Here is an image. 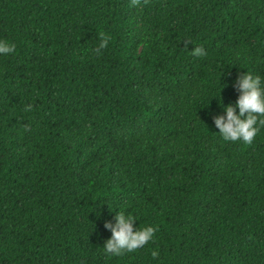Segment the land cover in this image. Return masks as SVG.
<instances>
[{
	"label": "trees",
	"instance_id": "1",
	"mask_svg": "<svg viewBox=\"0 0 264 264\" xmlns=\"http://www.w3.org/2000/svg\"><path fill=\"white\" fill-rule=\"evenodd\" d=\"M0 39V264H264V125L211 118L264 81V0H0ZM119 210L156 231L106 254Z\"/></svg>",
	"mask_w": 264,
	"mask_h": 264
},
{
	"label": "clouds",
	"instance_id": "2",
	"mask_svg": "<svg viewBox=\"0 0 264 264\" xmlns=\"http://www.w3.org/2000/svg\"><path fill=\"white\" fill-rule=\"evenodd\" d=\"M100 36L97 51L108 44V37L103 33ZM14 49V43L0 39V55L11 53ZM191 51L195 56L204 55V49L199 45ZM232 87L238 92L235 102L227 105L221 102L223 114L212 115L213 124L224 140L251 143L260 126L264 125V81L260 75L244 71L237 74ZM134 221L136 219L131 213L119 210L115 213L114 222H104L105 229L111 233L102 246L106 254L119 255L132 251L153 239L156 231L154 225L134 226Z\"/></svg>",
	"mask_w": 264,
	"mask_h": 264
}]
</instances>
